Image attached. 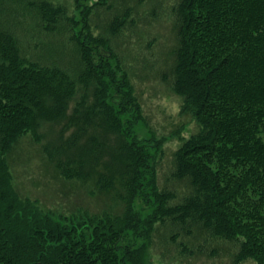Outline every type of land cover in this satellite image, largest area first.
I'll list each match as a JSON object with an SVG mask.
<instances>
[{"label": "trees", "instance_id": "obj_1", "mask_svg": "<svg viewBox=\"0 0 264 264\" xmlns=\"http://www.w3.org/2000/svg\"><path fill=\"white\" fill-rule=\"evenodd\" d=\"M132 10L122 0H73L71 11L0 0V264H150L158 226L167 244L204 234L230 246L232 264H264V0L172 7L167 80L198 125L173 153L180 193L157 185L162 143L139 135L142 107L112 46ZM43 123L54 171L120 212L56 216L18 195L10 154L25 134L39 143Z\"/></svg>", "mask_w": 264, "mask_h": 264}, {"label": "rangeland", "instance_id": "obj_2", "mask_svg": "<svg viewBox=\"0 0 264 264\" xmlns=\"http://www.w3.org/2000/svg\"><path fill=\"white\" fill-rule=\"evenodd\" d=\"M51 1L65 5L68 11L73 9V0ZM175 2L122 0L124 6L129 5L133 9L128 18L132 21L127 22L119 35L113 38L112 46L130 77L142 107L145 126L139 130V135L153 134L162 143L155 164L157 185L159 188H178L180 193L186 186L174 181L169 175L173 153L181 140L198 130V125L191 114L181 111V98L172 92L167 80L173 60L171 52L175 45L172 15ZM32 35L35 41L41 36L36 32ZM54 50L56 52H48L55 55L53 60L63 56L57 46ZM72 61L70 57L66 63L63 62L69 65ZM48 129L47 123L40 127L42 136L39 143L25 134L12 149L9 157L11 183L18 195L35 200L43 211L56 216L75 214L81 217L85 213L120 212L123 204L112 200L108 194L92 192L89 185L64 179L54 171L41 151V144L48 140ZM169 233L168 226L156 228L154 243L149 251L150 264H232V249L222 240L204 234L194 238L177 235L176 243L167 244ZM181 241L191 253L181 252L178 245ZM241 264L254 263L246 261Z\"/></svg>", "mask_w": 264, "mask_h": 264}]
</instances>
